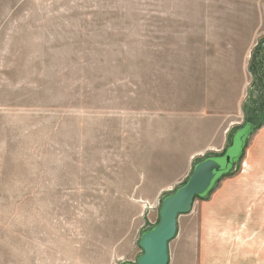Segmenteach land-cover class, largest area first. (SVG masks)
<instances>
[{"label": "rangeland", "instance_id": "obj_1", "mask_svg": "<svg viewBox=\"0 0 264 264\" xmlns=\"http://www.w3.org/2000/svg\"><path fill=\"white\" fill-rule=\"evenodd\" d=\"M263 38L264 0H0V264H134L194 165L241 151Z\"/></svg>", "mask_w": 264, "mask_h": 264}, {"label": "crops", "instance_id": "obj_2", "mask_svg": "<svg viewBox=\"0 0 264 264\" xmlns=\"http://www.w3.org/2000/svg\"><path fill=\"white\" fill-rule=\"evenodd\" d=\"M238 169L179 216L176 237L168 245L169 264H264V125L245 146ZM196 202L199 223L190 241L188 225L180 220L192 214ZM180 226L185 239L176 243Z\"/></svg>", "mask_w": 264, "mask_h": 264}, {"label": "water", "instance_id": "obj_3", "mask_svg": "<svg viewBox=\"0 0 264 264\" xmlns=\"http://www.w3.org/2000/svg\"><path fill=\"white\" fill-rule=\"evenodd\" d=\"M245 123L246 130H241L238 138L241 147L238 154L227 156L223 164L220 161L224 159L225 149L220 160L209 156L197 162L185 184L162 199L157 223L147 227L141 234V254L134 264H168V245L176 237L179 216L189 213L197 198H205L218 181L234 172L242 158L246 140L255 129L264 124V108L259 114H247Z\"/></svg>", "mask_w": 264, "mask_h": 264}, {"label": "trees", "instance_id": "obj_4", "mask_svg": "<svg viewBox=\"0 0 264 264\" xmlns=\"http://www.w3.org/2000/svg\"><path fill=\"white\" fill-rule=\"evenodd\" d=\"M263 65H264V38L260 41V48H259V50L256 53L253 54L252 64H251V68H250L251 72H253L254 77H255L254 78L255 85H256L255 88H261V89H263V95H264V66ZM259 110H260V108H259ZM259 110L257 112H259ZM263 125H261L257 129H255L253 131V133H251V135L254 134L255 131L259 130ZM225 177L226 176H224L223 178H225ZM220 181H218L216 183V185L214 186V188L217 186V184ZM214 188L208 193V195L205 198H197L196 200H206L209 197V195L213 192Z\"/></svg>", "mask_w": 264, "mask_h": 264}]
</instances>
